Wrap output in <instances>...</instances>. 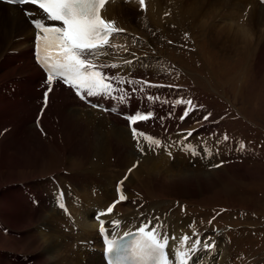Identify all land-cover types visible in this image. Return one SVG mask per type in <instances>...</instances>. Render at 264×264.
Wrapping results in <instances>:
<instances>
[{
    "label": "bare ground",
    "instance_id": "obj_1",
    "mask_svg": "<svg viewBox=\"0 0 264 264\" xmlns=\"http://www.w3.org/2000/svg\"><path fill=\"white\" fill-rule=\"evenodd\" d=\"M171 1L175 3L188 1L190 4L179 5L169 11L165 9L163 11L165 14L162 15V9L165 7L160 5L161 0H145L142 8L144 10L138 4L140 0H130V3L123 0H108L101 9L104 19L113 21L117 28L124 29L123 32L114 33L109 38V42H115L117 39L123 40L127 37L134 42H138L137 40L142 41L141 37H143V34L140 32L142 19L150 24H158L157 22L163 20L162 17L165 15L171 21H176V23H189L190 18L196 19V17H199V20L205 22L204 24L206 25L205 31H202L209 33L213 25V23L209 22L211 13H208L209 10H206L205 13L199 11H202V9L204 11L203 3L200 0ZM163 2L166 3V7L169 5V0H163ZM263 4L264 0L260 4L257 0H216L214 2L215 10L221 8L220 15H222L223 8L227 9L226 12L224 11L225 14L222 15L224 17H222V20L225 19L223 28L225 26L229 27V29H225L227 34H222L223 30H221L212 35L213 38H211L214 44L218 45L222 54L231 55L227 51L233 49L234 57L243 56L242 53L249 52L250 44L242 47L233 46L236 35L243 39H248L247 42H251V34H253L264 44ZM242 9H245V12ZM32 11L36 12L37 16L41 15L36 10ZM160 11L162 12V14L160 13L161 15L159 14ZM241 11L243 13L240 14ZM45 21L47 22V20ZM208 22L209 25L207 24ZM200 27L202 28V24ZM248 30H251L252 33L250 34ZM139 33L141 35L140 39L138 37ZM32 34L31 27L17 6L0 3V49L2 46H21L19 49L9 50L15 56L14 59H9L14 66L13 69L11 68V72L3 75L0 71V130L6 129L4 124L9 128L0 134V174L4 179V190H2V198L4 199L0 202V224L3 226L1 223L3 217V221L9 226L18 228L26 226L30 220L35 222L40 217V225L51 226V230L47 231L44 229L42 232H38L43 242L48 243V245H42L40 248L35 249L34 258H27L26 264H41L44 260L54 261L55 264H83V262L85 264H103L95 253L86 251V256L82 257L81 254L72 250L70 245L65 242L67 238L76 234L74 226L78 230L79 240L94 241L96 224L93 214L103 211L106 204L112 201L116 202L118 196L127 188V185L135 184L139 186V189H146L143 182L145 178L140 175L141 172H145L146 177L152 178V182L164 194L169 192L174 195L181 194V196L196 195L204 193L216 171L228 165L231 160L223 161L218 167L216 166L218 164H215L214 167L212 164L215 158L209 148L197 146L192 151L190 150L191 145L184 141H178L182 145L172 151L175 155H182L193 160V164L184 163L181 166L179 165L181 169H177L175 168L177 160V162L171 164L170 168L166 167L161 170L157 166L161 171L158 169L156 171L155 166V170L152 167L148 168V163L151 161L150 156L153 155L151 150L153 148L157 149V146L150 145L147 137L161 140V137L157 136L156 131L173 128L174 126L170 125L173 115L175 113L183 115L184 109L189 107L185 104H176V100L172 99L174 98L173 92H166V88L160 90L152 83H149L153 85L151 87L138 84L137 87L143 88V91L137 90L134 93L133 109L136 114L145 115L148 112L153 114L148 120L139 121V125L146 129L143 136L134 138L127 130L123 120L100 110L84 106L75 99L71 91L60 85L55 86L49 94L52 97V102L45 107L41 116V126L45 131V135H40L33 125V118L39 106V88L43 84V78L40 70L31 60ZM224 36L225 39L223 38ZM228 47L231 49H228ZM127 49L126 46L120 51H117V48H113V52H106L104 61L111 62V65L115 64L114 70L116 73L122 77L126 76L129 80L131 79L129 77L131 71L137 66ZM105 51H108V49ZM27 52L30 53L29 57ZM121 57L127 58V61H131V63H127V66ZM23 61L26 63H22ZM3 62L4 54L0 53V70L2 71L6 69ZM8 70L9 68L7 72ZM136 79L139 81L147 80L141 78L140 74L139 76L136 74ZM125 86L129 87L127 84ZM12 103L14 104L13 108L10 106ZM190 114L196 117H204L198 107ZM190 127V131H214L211 129L214 128V124L200 119ZM29 138L33 141L34 148L23 156L19 155L25 139L30 142ZM77 138V150H69L70 144ZM174 143L172 141L170 146ZM164 145H168V141L166 144H161L158 149H162ZM79 146H82L83 150ZM64 147L65 149L63 150ZM141 148H143V151L140 150ZM46 149H55L56 152H62V155L47 157L45 159L46 166L54 159H63L66 154L70 161L74 160L77 163L82 162V158L91 159L93 157V159L88 161L90 166L85 168L86 172L81 178L76 177L75 179L74 175L69 173H64L65 175L57 173V178L60 180L64 179L66 184L72 185L70 191L68 189L64 190L66 193L64 194V199H62L61 194L59 204L56 196H58L57 191L62 190L60 185L56 184V186L46 187L47 178L43 179L44 174L34 176L32 172H35V169H31L30 166L31 162L39 161L40 155ZM50 158H52L51 161H47ZM110 158H113V162H111ZM160 158L158 156V159ZM152 163L150 166H152ZM241 165L243 166L244 164L241 163ZM121 181H123L122 185L118 183ZM196 181L199 182V186ZM116 186L117 189L120 187L121 191L117 192ZM122 195L126 199L116 203L112 213L99 216L105 221V229H113L112 221L120 222L118 226H115L116 231L131 230L140 223H147L148 227L154 226L158 230V235L161 232L169 237L172 235L170 237V246L173 250L171 259L173 264H175V249L180 248L183 250L180 240L175 238L182 237L184 234L173 231L180 224L178 223L180 218L171 223L169 219L165 220L157 214L154 205L149 204L148 206L146 203V206L143 207L144 203L139 204L135 201L130 202L132 204L126 203L132 195L126 196L125 193ZM62 204L65 206L66 215L58 207ZM121 204L128 205V208L132 210L129 212H124L123 209L120 210ZM37 212L40 215H37ZM156 218L160 219L157 221ZM169 225H171V228L168 227ZM66 227H71V230L65 232L63 229ZM1 229L0 260L1 264H5L9 252L18 250L20 242L11 236L3 235ZM27 231V227L22 229L24 233H27ZM11 233L15 235L18 232L14 229ZM59 234L61 236V246L57 247L52 242L60 239ZM171 239H175V243H171ZM214 239L216 240L215 237ZM204 240L201 239V247H203ZM194 241L189 240L187 246H190L191 242ZM26 242H30L28 237L25 238L24 244ZM221 244L216 241L215 248L207 252L201 251L199 256L202 259L199 260V264H226L224 259H222L225 256L224 247L226 244H223V246ZM81 245L83 249L87 244ZM77 248L79 249V245H77ZM97 254L99 255V253Z\"/></svg>",
    "mask_w": 264,
    "mask_h": 264
},
{
    "label": "rangeland",
    "instance_id": "obj_2",
    "mask_svg": "<svg viewBox=\"0 0 264 264\" xmlns=\"http://www.w3.org/2000/svg\"><path fill=\"white\" fill-rule=\"evenodd\" d=\"M161 1L160 5L165 7L162 9V12L165 9L169 11L173 7L190 4L188 1L175 3L169 0V5L166 7V3L163 0ZM215 1L200 0L203 3L202 7L204 6V11L203 9L199 11L205 13L206 10H209L208 13H211L209 22L213 23V25L209 33H204L206 25L204 24L205 22L199 20V17H196V19L190 18L189 23H176V21H171L165 15L162 17L163 20L157 22L158 24H150L142 19L140 32L143 34V37H141L140 33L138 34L139 39L141 37L142 41L137 40L138 42H134L131 38L119 40L121 44L123 41L127 42H123L124 46L115 45V48H117V51H120L126 46L127 50L130 51L131 58L137 57L139 59L142 65H139L138 60L133 59L136 62V66L141 68V72H136L138 76L140 74L141 78L147 79L146 81L149 80V83L156 82L163 84L166 92H173V96L183 98L184 100H191L195 106L201 104L203 113H211L209 121L213 124L221 125L226 130L227 137L232 138V143L229 139L225 140L226 143L223 141L220 136L224 138V132L220 128H211L215 132H204V135L200 136L202 137L200 143L207 145L214 151L215 149L210 146L214 145L213 140L225 143L221 149L220 144L216 146L218 152L221 150L220 153H217L218 155L215 154L216 152H211L215 158L213 166L215 164L219 165L223 161H231H229L228 165L216 171L204 193L189 194L188 196H181V194L174 195L169 192H165L164 194L152 182V178L146 177L145 172H141L140 175L145 178L143 182L146 189L142 187V190L141 188L139 189V186L131 184L127 185L122 194L125 193L126 196L132 195L126 203L132 202L133 198H138L136 199V203L141 204V202H144L143 207L146 206V203L148 206L149 204L154 205V208L157 209V214L165 220L169 219L171 223L179 218L182 220L183 216L181 213H183L185 215V225L181 224L182 226L180 225L177 230L185 232L186 235L193 233L201 234L205 228L209 233V237L216 236L220 243H223V239L226 240L225 238L229 237L228 243L224 242L226 244L224 247L226 258L224 256L223 259L226 261V264H264V44L251 34V30H248L252 36L251 42H247L248 39H243L236 35L235 43L233 44L234 47L250 44L248 53H242L243 56L234 57L233 49L227 51L231 55L222 54L218 45L214 44L211 38H213L212 35L221 30H223L222 34H227V30L225 29H229V27L225 26L223 28L225 19L222 20V15L225 14L227 9L223 8L222 15H220L221 8L214 9L215 6L213 4ZM125 2L130 3V1ZM212 9L215 11H212ZM244 10L242 9L243 12H245ZM242 11L240 14L243 13ZM162 12L160 11L159 14H162ZM202 13L201 15L205 17ZM164 14L165 12L162 15ZM203 20L205 19L203 18ZM209 22L207 23L208 25ZM200 23L202 24V28L200 27ZM246 26L248 27V25ZM223 38L225 39V36ZM169 40H174L175 44L171 45ZM20 47L15 45L1 47L0 53L4 54L3 63L6 66V69L0 70L3 75L9 74L14 67L12 61H9V59H14L15 56L10 51L12 49H19ZM228 49L231 48L228 47ZM29 55L30 53L27 52L28 57ZM121 59H124L123 62L126 63L127 58L121 57ZM22 63L26 62L23 61ZM111 71L117 74L114 68ZM158 88L161 90V86ZM172 99L177 100L179 98L174 97ZM10 106L13 108L14 104L12 103ZM195 117L193 114H190L181 120L176 115L170 121L174 127L168 130L170 132L169 135H164L163 132L166 130L163 129L156 131V134L162 133V137L157 135L162 140L171 139L173 141L180 139L183 137L181 131L189 130L190 126L196 124L199 119L204 120L203 117H196L197 119ZM195 119L196 121H194ZM4 126L6 129H9L6 124ZM195 133L193 131L192 136L187 137L185 141L195 145L197 143L195 139L199 138ZM29 140L30 142H27L25 139L19 155L23 156L34 148L33 141L31 138ZM237 142L243 143V147L240 148L242 154L230 159L233 156L231 149L237 150L238 148ZM181 145V143L175 142L171 146L164 145L162 149H158L159 147L157 149L153 148L151 150L153 155L150 156V160L153 163L149 161L147 167L154 169L155 166L156 171L157 169L161 171L166 167L170 168L171 164L177 162V160L178 162L175 165L177 169H181L179 165L181 166L184 163L193 164V160L185 158L182 155H175L172 151L180 148ZM77 148L78 138L70 144L68 149L76 151ZM79 148L83 150L82 146H79ZM84 148L86 149V147ZM55 155H62V152H56L55 149H46L40 155L39 161L31 162V169H35V172H32L34 176L44 174L43 179H46L49 174L56 177L57 173L63 175H65L64 173H69L74 175L75 179L76 177L81 178L86 172L85 168L90 166L88 161L93 159V157L91 159L82 158V162L77 163L74 160L70 161L66 154L63 159H54V161L46 166L45 159L49 156L54 157ZM158 156L161 158L158 159ZM51 159L47 161H51ZM110 160L113 162V158H110ZM134 162L136 163V161ZM134 162L133 166L135 165ZM151 163L152 166H150ZM241 163L244 165L242 166ZM48 179L50 180V178ZM61 180L64 181V179ZM3 182V176L0 174V202L4 199L2 198V190H4ZM53 182V180L47 181L46 184L50 185ZM196 182L199 186V182ZM56 184L58 185V183H55L53 186H56ZM59 185L62 188L60 190L62 199H64V194H66L64 190L68 189L70 191L72 185L66 184L65 181ZM57 187L59 188V186ZM121 209L124 212L132 210L128 208V205L125 206L123 204L120 205ZM60 210L66 215L65 207L60 208ZM243 213H246L245 216H243ZM36 214L40 215L38 212ZM196 214H199L200 217L198 218ZM240 214L242 215L239 216ZM39 218L35 222L30 220L26 226L15 228L5 223L2 217L1 223L3 226L0 224V229L3 228L1 229V233L11 236L20 242L18 250L9 252L5 264H26L27 258H34L35 249L40 248L42 245H48V243L43 242L38 232H42L44 229L47 231L51 230V226L40 225L41 220ZM159 219L156 218L157 221ZM180 220H178V223ZM24 227L28 228L27 233L22 232ZM14 229L18 232L15 235L11 233ZM7 230L9 231L8 233ZM63 230L69 232L71 227H66ZM74 230L76 234L70 236L65 241L70 245L72 250L81 254L82 257L86 256L85 252L87 251L95 253L100 258L95 250L88 251L87 245L82 249L80 242L83 241L79 240L76 226H74ZM26 237H28L30 242L24 244ZM195 237L193 235L192 238ZM59 238L53 241L52 244L57 247L61 246L60 234ZM77 245H79V249ZM221 245L223 246V244ZM41 264H55V262L44 260Z\"/></svg>",
    "mask_w": 264,
    "mask_h": 264
},
{
    "label": "snow or ice",
    "instance_id": "obj_3",
    "mask_svg": "<svg viewBox=\"0 0 264 264\" xmlns=\"http://www.w3.org/2000/svg\"><path fill=\"white\" fill-rule=\"evenodd\" d=\"M11 4L18 5H35L38 10L46 16L47 22L44 19H32L31 23L37 30L35 33V54L39 64L46 69V80L44 87V103L48 102L49 93L53 90L54 82H62L73 88L82 100L95 96L108 95L111 97L113 93H124L123 87L114 86V82L123 86L127 84L132 93L143 88H138V84H143L146 87L153 85L147 81L124 80L121 77H110L105 72L101 71V65L93 62L96 53L109 45V38L118 32H123L124 29L117 28L115 23L106 20L101 16V9L104 7L106 0H8ZM145 0H140V5L143 8ZM26 16L35 15L32 12H25ZM131 63V61H126ZM104 67H107L105 65ZM111 67L115 68L113 64ZM121 100L126 96L120 95ZM176 104H185L189 107L184 109L183 115L180 117L183 120L190 112L195 111L191 100L185 101L183 98L177 99ZM98 107V105H97ZM153 114L148 112L145 115L139 113L128 117L130 124H136L138 121L148 120ZM211 113L203 117L205 121L209 119ZM134 138L137 135L143 136V133H137L136 128L132 129ZM192 131L187 133L188 137L192 136ZM227 140V136L224 137ZM150 145L157 147L161 146L159 139L147 137ZM139 147V142H138ZM143 151V148L140 149ZM217 167L219 165H216ZM127 179V177H125ZM120 185L123 181L119 182ZM118 191L121 188L118 187ZM126 199L124 195H120L119 200L114 202L106 210L107 213H112L116 203ZM61 208L64 205H59ZM100 213L99 215H104ZM114 227L112 238L106 241L107 253L110 257L115 256L119 251L120 241L123 239L116 232V227L119 221L111 222ZM101 233L107 235L105 229V221L100 220ZM130 233H124L129 235ZM196 235V234H194ZM175 239L180 240V248L175 249L174 257L175 264H199L202 257L199 256L201 251L207 252L216 247L215 241L208 237L203 242L199 235L196 236L194 243L190 246L188 241L190 237L183 235ZM175 239H171V243H175ZM170 246V237L161 232L159 235L155 227L148 230L146 227H139L137 237L129 245V255L133 257L134 264H173V260L169 258L172 252ZM110 264H118L117 260H110Z\"/></svg>",
    "mask_w": 264,
    "mask_h": 264
}]
</instances>
